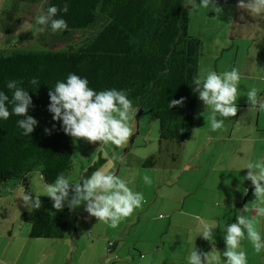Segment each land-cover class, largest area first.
I'll return each mask as SVG.
<instances>
[{
    "label": "trees",
    "instance_id": "obj_1",
    "mask_svg": "<svg viewBox=\"0 0 264 264\" xmlns=\"http://www.w3.org/2000/svg\"><path fill=\"white\" fill-rule=\"evenodd\" d=\"M65 2L68 12L58 17L67 22V30L50 32L48 27L41 32L38 26L33 37L34 42L48 41L55 50L30 49L32 40L0 49V91L11 98L6 83L18 81L32 99L28 115L38 121L25 137L16 124L23 117L0 119V189L11 181L26 189L33 172L52 183L59 173L66 177L73 168L72 137L47 111L49 89L69 73L86 78L96 91H126L138 109L137 118L146 112L158 122V143L182 145L190 138L197 101L193 80L198 78L202 43L189 34L186 0H46L45 9L62 8ZM78 32L87 35L78 40L77 48L58 49L62 43L76 41ZM32 78L39 80L38 87L29 85ZM181 97L182 107L169 108L171 100ZM53 125L46 135L44 129ZM103 163L98 159L82 178ZM40 199L39 210L22 214L28 237L63 239L72 210L66 205L56 211L48 197Z\"/></svg>",
    "mask_w": 264,
    "mask_h": 264
},
{
    "label": "crops",
    "instance_id": "obj_2",
    "mask_svg": "<svg viewBox=\"0 0 264 264\" xmlns=\"http://www.w3.org/2000/svg\"><path fill=\"white\" fill-rule=\"evenodd\" d=\"M236 58L237 54L228 70L235 67L241 79H256L260 84L242 90L238 83L237 115L230 118L217 115V119L224 120V127L217 131L211 130L212 112L204 109L197 94L191 135L187 142L176 147L178 155L159 163L160 167L153 164V157L148 162L140 157L134 163L138 168L144 167V171L149 168L154 171L144 174L152 182L132 188L143 194L144 203L123 218L117 228L88 215L79 217L84 212L81 208L76 216L81 222L65 232L70 236L68 244L59 242L64 238L50 243L43 239L34 241L20 225L21 215V220L15 216L29 209L22 205L11 214L7 204L10 196L0 192V261L6 264H188L187 257L193 247L202 252L215 247L223 252L227 225L234 223L238 215H250L241 212L246 204L252 208L253 189L251 182L244 180L245 165L249 159L264 158V110H251L246 97L252 87L258 89L259 96H264V78H260L264 77V56L258 57L261 67L255 75L252 70L257 53L242 56L240 65ZM217 61H212V71L219 74L222 72L217 70ZM154 127H149L151 136ZM134 141L136 138L131 143ZM145 145L148 151L156 148L147 142ZM158 145L163 148V142ZM124 165L131 166V162H118L116 174ZM14 192L18 189L14 188ZM197 216L214 222V236L209 241L200 236ZM254 226L264 236V217H258ZM240 247L246 253L247 264H264V250L257 254L247 239L241 241Z\"/></svg>",
    "mask_w": 264,
    "mask_h": 264
},
{
    "label": "clouds",
    "instance_id": "obj_3",
    "mask_svg": "<svg viewBox=\"0 0 264 264\" xmlns=\"http://www.w3.org/2000/svg\"><path fill=\"white\" fill-rule=\"evenodd\" d=\"M200 6L219 13L222 9L215 0H200ZM237 8L246 11L250 16L264 18V0H238ZM68 3L62 8L50 6L46 12L37 15L35 24L43 32L50 27L52 32L65 31L67 22L58 17V13H67ZM243 19V17H241ZM264 78V77H260ZM241 73L233 67L222 73L212 70L206 71L202 76L193 80L194 91L203 103L204 109H210L211 130L217 131L224 127V120L217 119L235 117L238 112L237 96L238 83ZM29 85L38 87L37 78L28 81ZM6 88L11 91V98L0 91V119L7 120L15 115L16 124L22 130V135L27 137L35 129L38 121L28 115L32 107L29 91L20 86L16 80H9ZM49 105L47 111L52 115L53 121L61 122V129L65 135L75 140L84 139L88 143L108 144L117 147L124 146L134 135L135 129L129 123L135 117L138 109L134 108L132 101L124 90L115 88L96 91L89 87L88 80L75 73H69L64 80H58L48 91ZM247 103L251 110H264V97L259 96L258 89L250 88L247 93ZM184 98L173 99L169 108L182 107ZM9 105L11 108L9 109ZM45 128L46 135L54 130ZM124 157L115 152L109 158V166L116 167L117 162L123 163ZM247 174L244 180L251 182L254 200L252 208L246 204L241 212L250 215H238L235 222L227 225L223 241L225 249L218 251L215 247L208 252H202L193 247L187 257L188 264H247L246 253L241 250V241L247 239L254 251L259 254L264 250V236L254 226L258 217H264V158L249 159L245 165ZM42 187L46 197L52 202V208L62 210L66 205L74 210L81 205L90 217L103 222L115 229L123 218L129 217L144 203L143 194L133 191L128 182L116 174L115 171H106L105 167L93 171L87 178H82L78 183H70L63 173H59L54 182L46 183L44 178ZM145 184H151V178L143 177ZM71 192V195H70ZM33 192L22 190L20 199L27 209L39 210L42 206L40 196ZM199 221L200 236L209 241L214 236V222L209 223L201 217ZM0 264H6L0 261Z\"/></svg>",
    "mask_w": 264,
    "mask_h": 264
},
{
    "label": "rangeland",
    "instance_id": "obj_4",
    "mask_svg": "<svg viewBox=\"0 0 264 264\" xmlns=\"http://www.w3.org/2000/svg\"><path fill=\"white\" fill-rule=\"evenodd\" d=\"M215 2L217 6L222 9L219 13H214L210 9L202 8L199 4L200 0H186V11L189 17V34L199 37L202 43L198 77L202 76L206 71L212 70V61L216 59L218 60L216 62L217 70L224 72L230 68V62L232 63L236 54L238 65H240L242 56L257 53L254 70H252V74L255 75L261 67L258 57L259 55L264 56V18L252 17L246 11L238 9V0H215ZM45 3L46 0H0V49H7L17 44L22 45L28 40H32L30 49L36 51L56 49L50 47L48 41H33L35 31L38 30L39 26L35 24V18L46 10ZM241 17H243V19H241ZM86 35L87 32H78L75 35L76 41L73 40L66 44L62 43L58 49L66 50L77 48L79 46L78 40H82ZM256 83L260 84L259 80L242 78L239 81V87L242 90H246L250 87L249 85ZM139 119L140 126L138 127ZM139 119L135 113L134 119L129 122L135 129L134 135L127 144L121 147H117L111 143L100 145L99 142L88 143L84 139L75 140L72 138L73 168L66 176L69 182H80L83 173L88 170L89 166L91 167L93 164H96L98 159H103L104 163L98 166L97 170L101 167H105L106 171H116V167L112 168L109 166V158L113 152H115L117 155L124 157L125 164L128 161L131 162V166L124 165L122 171H119L117 175L125 179L130 188L136 189L138 185L139 187H145L143 180L144 174L147 172L151 174L154 171L150 168V171H148L149 169L144 171V167L138 168L134 163L137 162L140 157H144L143 162H148L147 159L153 157L155 161L153 164L160 167L159 163L171 161L172 158L178 155L176 147L179 145L165 141L163 142V148H160V145H158V122L152 120L146 112H142ZM150 125H155L152 136L151 133L148 132ZM138 129L140 130L139 136H137ZM135 138L136 141L131 143ZM146 142L148 146L151 145L152 147L154 145L156 148L154 147L151 151H148V147L145 145ZM117 165L118 162L116 166ZM142 174L143 176H141ZM13 183L17 184V182L11 181L8 183L9 186L7 188L0 189L1 193L4 192L6 196H10L9 199H7V204L10 206L11 214L19 211L20 207L23 205V201L20 199L22 190H25L26 193L32 191L34 193L33 197L34 195L46 197V192L42 187L43 181L37 172H33L29 175V183L26 189H23L19 184L15 187ZM14 188L18 189V192H14ZM9 192L12 193V195H10ZM4 201H6V199ZM81 208L84 210L82 205L72 210L66 229L67 231L69 230L70 232L75 223L79 224V222H81L79 218L76 217L78 212L81 211ZM25 209L28 210L27 208ZM20 213L19 211L15 214L18 219H20V215L22 219V214L24 212ZM84 213L85 211L79 215V217L82 216L85 218L88 214L86 213L83 215ZM22 222L23 221H21L20 225L23 227V230L26 229L28 231V225ZM99 226L103 227V224H99ZM33 240L43 241L41 239ZM68 240H70V236L65 235L64 239L59 242L68 244L69 242H66ZM54 241H58V239ZM44 242L50 243L52 241L46 240Z\"/></svg>",
    "mask_w": 264,
    "mask_h": 264
},
{
    "label": "built area",
    "instance_id": "obj_5",
    "mask_svg": "<svg viewBox=\"0 0 264 264\" xmlns=\"http://www.w3.org/2000/svg\"><path fill=\"white\" fill-rule=\"evenodd\" d=\"M109 245H111V244H109Z\"/></svg>",
    "mask_w": 264,
    "mask_h": 264
}]
</instances>
